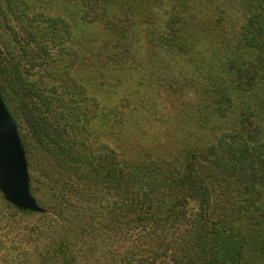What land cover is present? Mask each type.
I'll return each mask as SVG.
<instances>
[{"label": "trees", "instance_id": "16d2710c", "mask_svg": "<svg viewBox=\"0 0 264 264\" xmlns=\"http://www.w3.org/2000/svg\"><path fill=\"white\" fill-rule=\"evenodd\" d=\"M61 1L67 21L57 9L47 17L66 56L61 71L23 17L25 40L0 32V95L26 162L7 100L36 126L48 100L28 77L43 55L55 71L46 72L51 92L62 90L60 106L79 89L84 117L94 113L90 123L111 116L116 125L115 149L100 154L92 169L101 187L110 180L109 215L100 210V222H91L114 233L111 264H264V0ZM182 56L190 69L178 83L166 62ZM22 62L30 68L20 70ZM158 87L180 93L179 107L164 102ZM60 116L72 119L76 111ZM0 196L22 214L37 212ZM83 220L82 227L93 228ZM79 227L65 224L51 234L41 251L51 260L32 264L61 256L64 264H86L90 245L96 255L106 236L85 241L92 234Z\"/></svg>", "mask_w": 264, "mask_h": 264}, {"label": "rangeland", "instance_id": "374dc122", "mask_svg": "<svg viewBox=\"0 0 264 264\" xmlns=\"http://www.w3.org/2000/svg\"><path fill=\"white\" fill-rule=\"evenodd\" d=\"M53 1L0 0V32L5 29V34L10 36L13 41L15 39L25 40V34L21 29L23 28V19H25L28 24H26V28L31 26L37 36L36 39L43 43V46L48 47V53L52 54L49 57H54L52 59L53 69H57L59 72L66 62V56L57 47L59 45L61 48L58 37L52 40L55 37L49 32L47 17H51L54 9H57L58 15L64 17L66 21L65 17L70 15L61 0ZM26 5L30 6V9ZM58 28H60L58 36L64 37L63 28ZM11 45L15 48V43ZM37 47L35 42H31L29 45V48L34 51ZM38 56L34 67L29 71L30 77H28L38 94L42 95L46 102L48 100V104L40 107L44 111L43 114L36 115L38 128L31 121L25 119L20 108L17 107L21 111L19 114L16 109L12 108L13 104H10L8 100L7 105H9L21 134L24 135L27 146L29 183L32 185V192L40 210L32 214H22L13 209L0 196V264H32L40 258L51 260V255L41 253L42 245L54 232H62V227L65 224L81 226L79 228L92 234V237L85 241H92L94 237L98 240L99 238L94 234L106 236V240L103 241L104 245L95 248L96 255H92L94 245H90L85 263L111 264L110 252L113 251L114 255L115 248V243L112 244L111 241L114 233L108 227L98 231L99 227L91 222L92 219L95 222H100V216H98L100 210H103L104 218L109 215V203L113 198L106 193H109L108 190H110V180L107 178L106 186L101 187L100 184L98 185L97 176L93 174L92 169L98 164L97 160L100 154L108 155L109 149H115L113 142L115 135L112 131H115L116 125L111 116L110 121H102L100 118V122L94 123L92 120L90 123L94 113L89 111L88 117H84V103L81 99L83 94L79 89L71 90L74 102H71L72 96L68 93L64 96L63 106H60L57 99L62 94V90L58 89L57 93L51 92L49 84L52 81H49L48 77L46 78L47 71L52 74H55V71L49 67V60H45L43 55ZM185 58L186 56L177 57L175 63L166 62L174 75V80L178 83L183 81L182 77L190 69ZM55 59L58 60L56 64ZM41 62L44 63L36 66ZM29 64L25 63L24 66L22 62L23 66L20 70H23L24 67L30 68ZM41 75H44L43 79L40 78ZM196 75L198 78L201 76V74ZM78 81L84 85L83 82ZM171 83L176 87V82L172 81ZM158 88L164 102L173 103L174 107H179L180 101H182L180 93L167 91L166 88ZM88 92L93 96V91L89 87ZM185 100L187 101V99ZM12 101L14 103V100ZM39 102L42 101L39 100ZM70 110L76 111V117L72 119L58 117L61 113L68 114ZM41 126L46 129V133L40 130ZM83 126L88 131L84 130ZM101 142L105 143L103 149L100 146ZM143 159L149 160L150 158L143 156ZM100 203H103V209L100 207ZM87 218L93 228L82 227L83 219ZM130 235L134 234L130 233ZM126 242H129L130 245L131 238H128ZM82 245L84 247V243ZM52 249L54 250V248ZM63 260L64 257L61 256L59 262L50 264H64ZM81 264L83 263L81 262Z\"/></svg>", "mask_w": 264, "mask_h": 264}, {"label": "water", "instance_id": "95a60500", "mask_svg": "<svg viewBox=\"0 0 264 264\" xmlns=\"http://www.w3.org/2000/svg\"><path fill=\"white\" fill-rule=\"evenodd\" d=\"M0 192L13 206L39 211L29 187L25 151L14 120L0 95Z\"/></svg>", "mask_w": 264, "mask_h": 264}]
</instances>
